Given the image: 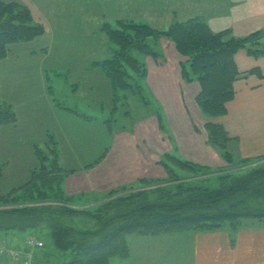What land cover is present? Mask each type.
I'll return each mask as SVG.
<instances>
[{
	"label": "crops",
	"instance_id": "1",
	"mask_svg": "<svg viewBox=\"0 0 264 264\" xmlns=\"http://www.w3.org/2000/svg\"><path fill=\"white\" fill-rule=\"evenodd\" d=\"M24 1L31 6L34 16H37L33 9L36 6L33 1L37 0ZM40 4L44 7V3ZM165 5L166 9L160 16L148 17L157 27H166L174 19L185 20L202 16L213 32L231 29L236 36H246L253 31L264 29V0H166ZM40 11L37 8V12ZM47 17H42L46 19L45 34L30 41L10 44L8 55L0 59V88L7 90L10 84H21L22 87H18L22 88L21 96L17 101L9 98L10 102L17 105V102L24 101V105L29 106L28 104L33 103L37 97L45 96L49 92V88L42 86L35 88L31 82H46L49 80L50 71L66 74V83L74 95L78 96L77 102L82 103L85 109L60 106L65 112L61 116L54 113L52 106L49 116L43 115L42 118L45 117L48 124L60 123V126L56 124L55 126L61 131L67 127L65 125L67 121L78 124L82 131L83 129L88 131L90 123L96 122V125L100 126L101 134L99 132L95 136L96 139L93 138L94 142L90 146L92 159L81 168H71L75 170L65 177L64 190L73 197L76 206H97L107 200L113 191L120 194L144 188V180L165 178L168 172L160 161L168 152L175 151L185 160L219 168L220 172L233 170L231 163L226 161L222 152L209 139L205 127L209 118L204 115L196 99L201 85L196 80L186 81L182 74V62L186 61L185 57L171 55L160 59L162 61H156L152 57L146 58L148 74L145 86L162 110L138 118L130 126L113 128L109 123L110 117L104 116L107 112L108 116L114 114L113 87L110 80L102 68L92 66V61L76 63L70 59L68 62H63V58L58 61L54 52L50 55L51 48L59 45L56 36L61 27L58 26L60 25L58 20L50 19L49 14ZM48 35L51 38L53 36L54 43L51 44L49 41L50 44L38 49L35 45L36 40ZM263 44L264 37L259 46L262 49H264ZM235 60L240 72L234 81L235 96L227 102L226 113L211 120L225 127L230 137L226 147L236 160L262 158L264 157V54H251L247 49L242 48L236 52ZM52 64L66 65V68L57 70ZM69 66L72 68L67 69ZM253 69L255 70L251 71ZM70 74L74 75L72 80L69 78ZM0 98L9 101L4 96ZM47 102L50 103L49 98L44 101L45 106ZM187 102L201 116L200 122L193 120ZM89 109L92 110V114L96 112L95 114L98 115H89ZM158 113L162 115L161 119ZM28 114H32L33 117L32 110ZM185 116L190 122L189 126L186 125ZM56 131L52 132V135L48 132L53 140H58ZM105 134H111L112 141L111 145L101 152ZM55 143L54 146L59 147L58 141ZM40 148L45 150L44 147ZM34 149L36 153L37 147ZM58 160H60L59 152ZM96 161L99 162L89 166ZM39 232L42 233L38 230L14 231L9 235V244H7L16 250L22 249L35 264H51L52 251H40L37 248L42 246L28 247L26 244L27 237L35 236ZM131 238L138 240V244L146 245V248L137 250L138 246H133ZM126 241L128 251L125 255L128 254L130 260L132 256L140 255L138 263L133 264H264L262 221L246 224L235 232L223 228L219 231L158 236L128 234ZM31 247L36 248L31 249ZM63 255L67 264L74 254L72 250H68L63 252ZM20 261L17 258L0 255V264H23Z\"/></svg>",
	"mask_w": 264,
	"mask_h": 264
},
{
	"label": "trees",
	"instance_id": "2",
	"mask_svg": "<svg viewBox=\"0 0 264 264\" xmlns=\"http://www.w3.org/2000/svg\"><path fill=\"white\" fill-rule=\"evenodd\" d=\"M105 30L112 39L113 54L92 65L102 68L112 84L114 112L120 98L128 97V91L142 94L149 102L143 93L148 74L144 57L148 54L159 57L161 53L153 41L158 43V38L165 36L188 57L182 62L183 77L200 83L196 99L209 118L205 123L209 139L233 170L219 172L168 152L160 161L168 178L147 179L143 181L144 188L120 194L113 191L97 206L78 207L64 190L65 177L72 171L60 169L56 146L50 147L49 157L41 155L44 151L40 148L36 151L43 160L42 169L33 171L15 197L0 195V205L23 201L60 203L0 210V233L48 230L58 249L73 251L67 264H110L112 256L127 253L126 236L130 233L210 231L226 223L237 227L246 218L264 223V163L241 170L261 157L236 160L226 147L230 137L225 127L211 120L226 113L227 102L235 96L234 81L240 75L236 52L245 48L251 54H264L259 47L264 29L246 36H236L231 29L213 32L202 16H194L175 21L164 29L146 21L117 20L115 25L107 23ZM45 32V26L34 19L29 7L0 0V59L7 56L10 44L33 40ZM158 115L161 119L162 115ZM16 120L9 104L0 102V125ZM211 174L218 179L217 187L205 185ZM87 219L96 226L86 227L83 221Z\"/></svg>",
	"mask_w": 264,
	"mask_h": 264
},
{
	"label": "rangeland",
	"instance_id": "3",
	"mask_svg": "<svg viewBox=\"0 0 264 264\" xmlns=\"http://www.w3.org/2000/svg\"><path fill=\"white\" fill-rule=\"evenodd\" d=\"M3 1L19 2L29 7L33 13L31 6L25 3V1L23 2V0ZM33 3L36 5L35 7H33V9L37 15L34 16L33 14V16L37 22L42 23L45 26L44 20L46 19H43L42 17L48 18L47 14H49L50 19L54 21L58 20V22L60 23V25L58 26L61 28L58 30L56 36V38L58 39L57 44L59 43V45L54 46V48H51L50 55H52L54 52L55 56L58 57V61L62 60L61 58H63V62H68L70 59H73L74 61H76V63H81V61L88 62V60L89 62H99L113 54V49H111L113 45L112 39L109 37L108 32L105 30V26L107 23L115 25V22L117 20H136L143 22L146 21L152 24L148 17H158L166 9V0H37L33 1ZM40 3H44V7L41 6ZM37 8L41 10L39 13L37 12ZM175 21L184 20L174 19L166 27H157L153 24L152 26L157 29H164L169 27ZM52 24L55 25V23ZM54 28H56V26H54ZM49 41L51 44L54 43L53 36L52 38L49 35L43 36L42 38L36 40L35 45L39 49L45 44H50ZM157 42L158 43H154L153 41V45L157 50H159L161 55L159 57H155L151 54L145 55V61L148 57H152V59L156 61H162L160 59L166 58L171 55H180L185 57L186 60L188 59L187 56L182 55L178 51L176 44L165 36H160ZM52 66L55 65L52 64ZM55 67H57V70H59L62 68H66V65L62 66V64H58V66ZM70 67L72 68V66H69L67 69H70ZM66 77V74L61 75L58 72L50 71L49 80H47L46 82H31V84L35 85L33 86L35 88H38V86L49 88V92L46 93L45 96L40 95V97H37L33 101V103L28 104L29 106H25L24 101L17 102V105L10 102L11 100L9 98H12L17 101L21 96L22 88H18L22 87L21 84H10L7 90L0 88V96H4V98H7L9 100L6 101L0 98V102H5L9 104V106L15 111L17 115L16 122L0 125V195H12L13 197H15L19 193L17 192L18 188L31 178L33 171H40L42 169L43 160H40V157H38L39 155L37 154V152L35 153V147H37V151L40 149V147H44V153L42 152L41 155H46L49 157L48 153L50 147L54 146V144H56L54 142L58 141L59 147L57 148L60 155V160H58V164L60 165V169H62L63 172L75 170L71 168H81L92 159L90 157V146L94 142L93 138L96 139L95 136L99 134V132L101 134L100 126L96 125V122L89 124L88 131L86 129H83L82 131L78 124H74L73 122L67 121L65 124L67 127L63 128L61 131V129H56L55 126V124L60 126V123L58 124L57 122H53L48 124V121L45 119V117L49 116L50 114V108L53 109L52 106H54V113H57L61 116L65 113L64 109L61 108L63 106L70 108H78L81 110L85 109V106L82 103L77 102L76 98L78 96L74 95V93L68 86V83H66ZM73 77L74 75L70 74V80H72ZM143 93L148 99H150L149 102L145 101V99L142 97V94L128 91V97L120 98V100L117 102L118 109L114 112V114H112V116H114V119L111 115L108 116V112L105 113V118L110 117L109 123L113 126V128H118L120 126H130L136 119L144 117L145 115L150 114L153 111L159 109L162 110L161 106L156 102L154 96L151 95V92L146 86ZM48 98L50 99V103L47 102V106H45L44 101H46ZM187 106L190 110V114L192 115L193 120L195 122H200L201 116L192 109V105L188 102ZM30 110L33 111V117L32 114H28ZM88 112L89 115H98V113L95 114L96 112H93L92 114V110L90 109L88 110ZM43 115H45L44 118H42ZM52 115L49 117V119H51ZM187 119L188 118L185 116L186 125L189 126L190 122ZM44 125H47V127H43ZM55 131L57 132L58 140H53L48 135V132L49 134H51ZM64 131H67V133H65ZM111 141L112 135L105 134L103 144L101 145V152L106 150L105 148L111 145ZM46 162L49 163L48 161ZM261 163H264V157L252 162L247 166H244L241 170L245 171L246 169H250L251 166H256L257 164ZM175 167L176 169H181L178 166ZM217 171L220 172V169L217 168ZM180 172L184 174V172ZM214 174H211L209 178L210 180L207 181L208 183H205L206 186H218V179L215 178L216 175ZM165 178H168V176H166ZM170 179H174V177H170ZM207 179L208 178L205 177V181ZM59 203L60 202L58 201L36 203L23 201L22 203H7L5 205H0V210L16 206L23 207L36 206L40 204L46 205ZM83 222L86 227L96 226L95 223L90 219L84 220ZM258 222L260 221L256 218H246L243 219L237 225V227L232 226L230 223H226L223 226L210 231H219L223 228H228L232 230V232H235L246 224ZM13 232L14 231H8L2 234L0 233V248L6 247L9 249H14L10 247V245H8V237ZM188 232L194 233L202 231H170L154 235H144L140 233L130 234H136L138 236H158L163 234ZM2 235L5 236L2 237ZM35 237L41 238L44 242V246L38 247L37 249H40V251L44 252H53L50 257L51 259H53L51 264H66V258L63 257V252L65 251L59 250L57 247H55L52 242L51 234L48 230H43L42 233H37ZM134 239L135 238H131V241L133 246H138L137 250H143L146 248V245L138 244V240L135 241ZM35 248L31 247V249ZM19 251L23 252L22 249ZM127 256L128 254H116L111 257L110 264L138 263L140 255H137L135 257L132 256L131 260ZM17 259L20 261L19 258Z\"/></svg>",
	"mask_w": 264,
	"mask_h": 264
},
{
	"label": "built area",
	"instance_id": "4",
	"mask_svg": "<svg viewBox=\"0 0 264 264\" xmlns=\"http://www.w3.org/2000/svg\"><path fill=\"white\" fill-rule=\"evenodd\" d=\"M26 244L28 247L30 246H43L44 242L35 236H29L26 240ZM0 255L10 257V258H20L23 264H35V262L27 256L26 253L15 250L9 249L6 247L0 248Z\"/></svg>",
	"mask_w": 264,
	"mask_h": 264
}]
</instances>
